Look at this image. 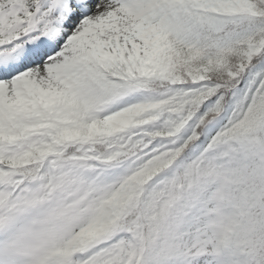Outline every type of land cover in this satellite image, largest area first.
Returning a JSON list of instances; mask_svg holds the SVG:
<instances>
[{"label":"snow or ice","instance_id":"obj_1","mask_svg":"<svg viewBox=\"0 0 264 264\" xmlns=\"http://www.w3.org/2000/svg\"><path fill=\"white\" fill-rule=\"evenodd\" d=\"M0 264H264V0H0Z\"/></svg>","mask_w":264,"mask_h":264}]
</instances>
